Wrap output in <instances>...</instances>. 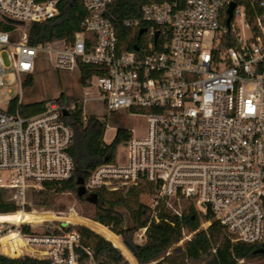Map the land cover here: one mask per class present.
<instances>
[{"label": "built area", "instance_id": "1", "mask_svg": "<svg viewBox=\"0 0 264 264\" xmlns=\"http://www.w3.org/2000/svg\"><path fill=\"white\" fill-rule=\"evenodd\" d=\"M232 2L236 7L228 26ZM83 5V32L72 43L36 47L29 44L28 32L16 42L13 34L0 31V87L11 71L21 88L35 73L41 53L52 56L59 72L79 71V63L93 68L87 84L96 91L93 99L108 114L144 119L145 131L142 136L130 131L125 154L95 169L86 189L127 193L147 184L155 191L144 192L140 203L157 223L164 212L178 219L191 210L211 213L232 243H264V0L149 3L140 18L124 21L141 37L139 48L131 51L119 46L112 0H83ZM59 15L56 0H0V19L16 26L29 28ZM22 103L19 97L13 112L0 110V190L11 194L9 202L19 208L15 213L50 218L0 219V255L91 264L92 251L82 246L78 229L93 231L90 224H97L115 234L109 227L74 207L45 213L29 203L33 192L74 175V133L64 113L76 111L79 103L53 100L33 116L23 115ZM211 224L203 221L197 232ZM147 230L136 234L143 242ZM193 234L184 232L180 243Z\"/></svg>", "mask_w": 264, "mask_h": 264}, {"label": "trees", "instance_id": "2", "mask_svg": "<svg viewBox=\"0 0 264 264\" xmlns=\"http://www.w3.org/2000/svg\"><path fill=\"white\" fill-rule=\"evenodd\" d=\"M56 1L60 8L58 17L29 26L28 41L31 46L45 48L48 44L62 40L72 43L76 34L83 32L82 21L87 16L83 0ZM163 1L180 0H112L111 13L115 18L119 46L122 50H136L141 43L139 34L127 28L124 21L140 18L145 5ZM15 28L16 25L0 19V31L11 33L14 37ZM78 69L82 84L87 87L94 70L82 63L78 64ZM32 85L33 77H29L22 87ZM63 100L62 95L57 101ZM18 101L19 97L11 100L9 111L13 112L16 109ZM67 102H72V99H67ZM46 105L45 102L32 105L22 103L21 109L24 116H33L44 112ZM82 108L83 106L78 104L76 111L64 116V121L74 133L70 151L75 164L74 175L64 182L47 184L43 190L33 192L31 198L33 205L50 208L55 206L60 196L73 194L95 222L109 227L116 235L121 236L126 247L119 237L100 225L90 224L110 242L85 227L78 229L81 244L92 251L95 264H130L129 261L134 264H238V260L241 259L264 264V243L254 245L232 243L224 228L213 220L211 213L201 216L191 210L182 219H178L164 212L157 223L151 218V211L140 203V197L144 192L155 191L150 185H143L127 193L109 192L105 188L86 189L91 173L99 166L112 162L118 147L127 142L132 134L128 129H118L115 141L112 144L105 143L107 123L95 115L84 117ZM58 208L64 210V206ZM18 210L14 203L6 199L4 190H0V214H7L0 215V219L11 222L15 216L11 213ZM29 218V214H26L27 222ZM203 221H212V224L207 231L197 232ZM145 227H148L146 240L143 243L136 242L137 232ZM24 230L29 231L28 228ZM184 232L194 234L191 240L179 245L184 239ZM83 254L84 259H87V255ZM0 264H49V262L28 256L11 259L0 255Z\"/></svg>", "mask_w": 264, "mask_h": 264}, {"label": "rangeland", "instance_id": "3", "mask_svg": "<svg viewBox=\"0 0 264 264\" xmlns=\"http://www.w3.org/2000/svg\"><path fill=\"white\" fill-rule=\"evenodd\" d=\"M14 37L12 41H19L23 33L28 32V26H16ZM54 45V43L52 44ZM6 64L7 56L3 55ZM33 85L27 87L19 86L18 78L14 72H6L3 81L4 84L0 87V110L6 111L9 108V103L12 99L20 97L23 99V103L26 105H32L37 103H49L53 100H58L62 95L64 96L63 101H58L61 104L66 103L67 105L73 103H79L84 108V113L88 115H95L103 119L107 123V130L104 136V141L107 144H112L117 136L118 129H128L132 131L134 136H142L145 131V120L142 118L130 117L127 114H108L107 110L101 106V104L94 100L96 97V91L94 89H88L84 87L81 81V75L78 70L73 71H57L53 66V58L49 53H41L36 60V70L33 74ZM25 79V76L23 77ZM88 99L84 103L85 99ZM67 99H72V102L68 103ZM124 144V143H123ZM123 144L118 147L117 154L122 156L125 154V148ZM6 199L9 201L11 194L4 191ZM30 209L36 212H63L68 211L69 208L74 207L79 211L81 216L88 218L93 221L90 215L87 214L86 208L80 204L73 194H64L60 196L55 206L50 208H39L32 203V198H29ZM64 206V210H60L58 207ZM29 214L28 221H47L50 216L44 214ZM94 222V221H93ZM51 224V223H49ZM42 231L43 228L36 229V231ZM95 231V230H93ZM123 243L121 236H118ZM106 239V238H105ZM136 242L142 243L141 239L136 236ZM186 242V241H185ZM180 243L179 245H183ZM114 246V245H113ZM126 247V246H125ZM127 249V248H126ZM122 253V252H121ZM125 257V256H124ZM126 258V257H125ZM127 259V258H126ZM130 264L131 263L129 261ZM137 263V262H136ZM259 262H252V264H258ZM86 264H90L87 262ZM95 264V262H91ZM138 264V263H137Z\"/></svg>", "mask_w": 264, "mask_h": 264}, {"label": "water", "instance_id": "4", "mask_svg": "<svg viewBox=\"0 0 264 264\" xmlns=\"http://www.w3.org/2000/svg\"><path fill=\"white\" fill-rule=\"evenodd\" d=\"M235 7H236V3H234V2H232L230 5H229V8H228V10H227V15H228V17H227V19H226V25H230V22H231V20H232V18H233V12H234V9H235ZM144 33V31H142L141 32V34H143ZM65 116H67V115H69V113L67 112V111H65Z\"/></svg>", "mask_w": 264, "mask_h": 264}, {"label": "bare ground", "instance_id": "5", "mask_svg": "<svg viewBox=\"0 0 264 264\" xmlns=\"http://www.w3.org/2000/svg\"><path fill=\"white\" fill-rule=\"evenodd\" d=\"M14 214H15V216H14L13 220L11 221L12 223L27 222L26 221V214H25V212L20 211L18 213H14Z\"/></svg>", "mask_w": 264, "mask_h": 264}]
</instances>
